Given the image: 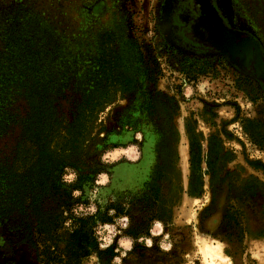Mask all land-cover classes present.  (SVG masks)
I'll list each match as a JSON object with an SVG mask.
<instances>
[{"label": "rangeland", "instance_id": "374dc122", "mask_svg": "<svg viewBox=\"0 0 264 264\" xmlns=\"http://www.w3.org/2000/svg\"><path fill=\"white\" fill-rule=\"evenodd\" d=\"M221 1L264 49V0ZM165 2L0 0L5 80L69 76L75 92L102 80L107 96L63 165L57 235H33L54 264L81 252L67 237L85 217L98 218L100 255L87 247L78 264H264V92L221 57L175 47ZM11 223L0 222V264H42Z\"/></svg>", "mask_w": 264, "mask_h": 264}, {"label": "trees", "instance_id": "16d2710c", "mask_svg": "<svg viewBox=\"0 0 264 264\" xmlns=\"http://www.w3.org/2000/svg\"><path fill=\"white\" fill-rule=\"evenodd\" d=\"M4 78L0 74V222L11 220L12 230L24 229L35 244L34 236H56L65 219L63 165L82 155L86 124L108 104L107 96L100 90L102 80L95 81L91 92H75L69 76L50 83ZM123 84L128 91L130 86ZM97 219L74 220L67 240L81 252L65 255L59 264H78L88 255L87 247L97 251L93 233ZM50 255L54 264L56 258Z\"/></svg>", "mask_w": 264, "mask_h": 264}, {"label": "water", "instance_id": "95a60500", "mask_svg": "<svg viewBox=\"0 0 264 264\" xmlns=\"http://www.w3.org/2000/svg\"><path fill=\"white\" fill-rule=\"evenodd\" d=\"M192 2L195 8H199V17L192 22L183 9L181 10L183 15L179 16L183 24L193 23L189 29L191 39L197 40L203 48L206 47L212 52L223 55L238 70L264 86V59L254 38L234 30L232 26L230 28L225 26L210 0H192ZM216 2L222 16L229 20L222 1L216 0ZM175 4L176 0H167L165 6L167 25L170 24V17L176 9Z\"/></svg>", "mask_w": 264, "mask_h": 264}, {"label": "flooded vegetation", "instance_id": "af4514ba", "mask_svg": "<svg viewBox=\"0 0 264 264\" xmlns=\"http://www.w3.org/2000/svg\"><path fill=\"white\" fill-rule=\"evenodd\" d=\"M212 6L215 8L218 16L221 18V20L223 21L224 25L227 27H231L236 30L239 31L243 34H248L251 37L254 38V40L258 43L263 59H264V49L263 46L255 39V37L253 35H251V33L245 31V30H241L239 28H236L234 26L233 23H231L228 19H226L225 17L222 16L221 11L218 9L217 7V2L216 0H210ZM167 0L164 4V7L162 9L161 12V19H160V28L162 30V32L165 34V36L168 38V40L175 45V47H178L180 50H183L184 52H187L191 55H195V56H213V55H217L219 57H221L222 59H224L234 70H236L237 72H239L240 74H243L244 76L253 79L252 77L248 76L247 74H244L243 72H241L240 70H238L234 65H232L227 58H225L223 55L217 53V52H212L211 50H209L208 48L204 47L201 45H199L200 43H198L197 40H192L191 39V33H190V25H192L193 23H190V25H185L183 24L180 19L179 16L183 15V11H181L182 9L184 11L187 12V14L189 15V17L191 18V21H195L198 17H199V8H195L193 5L192 0H176V4L175 7L176 9L174 10L173 15H171L170 17V24L167 25L166 23V19H167V15H166V6ZM168 28V29H167ZM154 79V84H156V80ZM255 80V79H253ZM256 81V80H255ZM258 82V81H256ZM259 85L261 86L263 92H264V86L258 82ZM160 166H156L153 178H155V175H157L159 172ZM151 183V182H150ZM189 198V197H188ZM196 200H200V199H196ZM30 245L36 250L37 252V258L39 259V262L42 264H51L50 260H49V256L52 257L50 255V253L54 254L53 252H50L49 248H45L46 250H39L36 245L37 243H32L31 241H29ZM93 253H96L98 255H100V253L98 251H96V249L94 251H92ZM90 256V253H88L87 256L83 257L81 260L87 258ZM54 258V257H53ZM80 261V260H79ZM79 263V262H78Z\"/></svg>", "mask_w": 264, "mask_h": 264}, {"label": "bare ground", "instance_id": "6f19581e", "mask_svg": "<svg viewBox=\"0 0 264 264\" xmlns=\"http://www.w3.org/2000/svg\"><path fill=\"white\" fill-rule=\"evenodd\" d=\"M227 36H228V35H227ZM246 47H247V46H246ZM210 248H213V250H216V249H215L216 247H214V246H211Z\"/></svg>", "mask_w": 264, "mask_h": 264}, {"label": "crops", "instance_id": "0c3cea01", "mask_svg": "<svg viewBox=\"0 0 264 264\" xmlns=\"http://www.w3.org/2000/svg\"><path fill=\"white\" fill-rule=\"evenodd\" d=\"M184 159H186V156L184 157ZM220 257V256H219ZM218 259V258H217ZM220 260V259H219Z\"/></svg>", "mask_w": 264, "mask_h": 264}]
</instances>
